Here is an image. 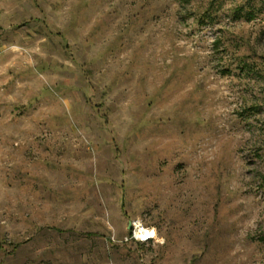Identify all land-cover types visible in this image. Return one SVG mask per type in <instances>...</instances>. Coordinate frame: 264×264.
Returning <instances> with one entry per match:
<instances>
[{"label":"rangeland","instance_id":"rangeland-1","mask_svg":"<svg viewBox=\"0 0 264 264\" xmlns=\"http://www.w3.org/2000/svg\"><path fill=\"white\" fill-rule=\"evenodd\" d=\"M0 264H264V0H0Z\"/></svg>","mask_w":264,"mask_h":264},{"label":"built area","instance_id":"built-area-1","mask_svg":"<svg viewBox=\"0 0 264 264\" xmlns=\"http://www.w3.org/2000/svg\"><path fill=\"white\" fill-rule=\"evenodd\" d=\"M130 223L131 227L127 229L122 241L148 243L159 240L155 227L144 224L140 219L131 220Z\"/></svg>","mask_w":264,"mask_h":264},{"label":"water","instance_id":"water-1","mask_svg":"<svg viewBox=\"0 0 264 264\" xmlns=\"http://www.w3.org/2000/svg\"><path fill=\"white\" fill-rule=\"evenodd\" d=\"M131 227V223L129 222V224H128V228H130Z\"/></svg>","mask_w":264,"mask_h":264}]
</instances>
